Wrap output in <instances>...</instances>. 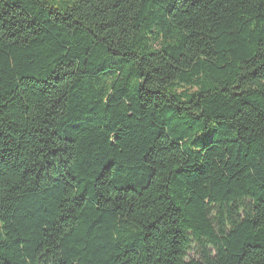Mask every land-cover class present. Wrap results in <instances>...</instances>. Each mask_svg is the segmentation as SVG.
I'll return each mask as SVG.
<instances>
[{"label": "trees", "instance_id": "obj_1", "mask_svg": "<svg viewBox=\"0 0 264 264\" xmlns=\"http://www.w3.org/2000/svg\"><path fill=\"white\" fill-rule=\"evenodd\" d=\"M0 264H264V0H0Z\"/></svg>", "mask_w": 264, "mask_h": 264}, {"label": "rangeland", "instance_id": "obj_2", "mask_svg": "<svg viewBox=\"0 0 264 264\" xmlns=\"http://www.w3.org/2000/svg\"><path fill=\"white\" fill-rule=\"evenodd\" d=\"M189 255H190V257H193V256H194V254H193V253H190Z\"/></svg>", "mask_w": 264, "mask_h": 264}]
</instances>
